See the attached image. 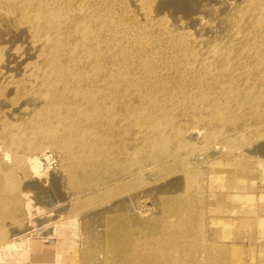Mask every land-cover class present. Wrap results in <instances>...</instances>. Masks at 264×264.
Returning <instances> with one entry per match:
<instances>
[{"label":"rangeland","instance_id":"obj_1","mask_svg":"<svg viewBox=\"0 0 264 264\" xmlns=\"http://www.w3.org/2000/svg\"><path fill=\"white\" fill-rule=\"evenodd\" d=\"M82 2L94 40L57 82L37 70L57 62L41 39L18 40L12 19L0 32V264H34L32 247L6 249L28 240L60 241L68 264H264V223L249 224L264 211V0Z\"/></svg>","mask_w":264,"mask_h":264},{"label":"bare ground","instance_id":"obj_2","mask_svg":"<svg viewBox=\"0 0 264 264\" xmlns=\"http://www.w3.org/2000/svg\"><path fill=\"white\" fill-rule=\"evenodd\" d=\"M83 0H0V32H1V29L6 27L8 28L7 30H10L12 29L11 28V19L12 20H15L14 24L16 26V38L18 40L22 39L23 35H28L29 38H32L34 43H38L37 42V38L41 39L43 41V46L39 49H41V55L42 57L43 56H47V57H51L52 59L55 58L57 60V62H55L56 64H54V66L52 67L50 65L49 66H45V67H48L47 71H44L41 69H38L40 72L49 75V78H51V82H57L59 80H61L62 78H64L63 76V68H67L64 67L66 62H70L71 59L74 58V55H77L76 58L78 57L79 54L81 53H84V51H86V47L84 46V44H89V42H91L90 40H94V34H92L93 32V29L95 28L96 24L93 25V22H96L94 20V18L89 14L83 12L84 11V8L86 7V3H83L82 2ZM11 8L13 11H11ZM76 11V12H75ZM80 12H83L84 14L80 15ZM76 13V14H75ZM11 15L13 18H11ZM42 19H43V22H42ZM23 25H25L26 27H24ZM3 30V29H2ZM7 30H5V33L7 32ZM4 31V30H3ZM27 32V34H26ZM92 34V35H91ZM12 33H9L8 36L11 37ZM26 37V36H25ZM7 38V36H6ZM15 39V38H14ZM16 39V40H17ZM0 40H3V39H0ZM264 40V39H263ZM14 41V40H13ZM11 42V41H10ZM22 43V41H21ZM105 43V42H103ZM24 46H25V43H23ZM29 44L31 46H33L32 42L29 41ZM28 44V45H29ZM40 44V43H39ZM87 44V45H88ZM259 44H264L262 41L259 42ZM17 45V44H16ZM15 45V46H16ZM26 45V46H28ZM35 45V44H34ZM106 45V44H105ZM255 46V49L257 47V43H254L253 44ZM1 46V45H0ZM4 46V45H3ZM84 46V47H83ZM5 47V46H4ZM18 47V46H17ZM90 47V46H89ZM141 47V46H140ZM2 48V47H1ZM19 48V47H18ZM24 48V47H23ZM73 48L75 49L73 51V53H69V51L73 50ZM4 48H2L3 50ZM8 49V48H6ZM11 49V48H10ZM31 49V48H30ZM35 49V48H33ZM17 50V53L19 52L18 49ZM32 50V49H31ZM89 50H91V48H89ZM93 50V49H92ZM1 51V50H0ZM13 51V50H12ZM11 51V52H12ZM15 51V50H14ZM35 51V50H34ZM83 51V52H82ZM96 51V50H95ZM94 51V52H95ZM5 52V51H4ZM67 53V56H66V53ZM144 52V51H143ZM2 53V52H1ZM14 53V52H13ZM93 53V52H92ZM120 53V52H119ZM126 53V52H125ZM5 54V53H4ZM16 54V53H15ZM24 54V53H23ZM65 54V55H64ZM73 54V55H72ZM87 55V54H86ZM85 55V56H86ZM23 56V55H22ZM95 57H93L94 59L96 58V54L94 55ZM13 57V56H11ZM37 57V56H36ZM67 57H71V58H67ZM99 57V56H98ZM127 57V56H126ZM80 58V57H79ZM91 58V56L89 57ZM128 58V57H127ZM4 59H5V56H4ZM3 59V60H4ZM22 59V57H21ZM40 59V58H39ZM2 60V57H1V61ZM38 60V59H36ZM46 60V59H45ZM49 60V59H48ZM47 60V61H48ZM79 60L82 61V59L80 58ZM129 60V59H128ZM45 61V62H47ZM87 61V60H85ZM4 62V61H3ZM30 62V60H29ZM28 62V63H29ZM41 62V61H40ZM53 62V61H52ZM80 62V61H79ZM94 62V61H93ZM92 62V63H93ZM129 62V61H128ZM10 63V61H9ZM73 63V61H72ZM71 63V64H72ZM81 63V62H80ZM91 63V62H90ZM126 63V62H125ZM134 63V62H133ZM132 63V64H133ZM12 64V63H10ZM27 64V63H26ZM31 64H32V61H31ZM34 64V63H33ZM32 64V65H33ZM44 64V62H43ZM47 64V63H46ZM70 64V63H69ZM70 64V65H71ZM78 64V62H77ZM130 64V63H129ZM2 65V64H1ZM30 65V66H32ZM37 65V63H36ZM49 65V64H47ZM69 65V66H70ZM73 65V64H72ZM76 64H74L73 66H75ZM92 65L93 67V64H90ZM13 66V65H12ZM39 66V65H37ZM62 66V68L60 67ZM81 66H84V70H80L78 73H76V75L72 76V77H77V80L78 83L81 82V79L83 78V76H81L80 74L86 76V75H89V72L91 74V71H89V65H87V63L83 62ZM134 66V64L132 65ZM7 66H5L6 68ZM35 67V65H34ZM44 67V68H45ZM77 67V66H76ZM91 67V66H90ZM91 67V68H92ZM136 67H139V66H136ZM141 67V66H140ZM1 69V68H0ZM25 69H28L25 68ZM69 69V68H68ZM66 69V71L68 70ZM74 69V68H73ZM24 70V69H23ZM36 69L33 70L34 72L37 71ZM77 70V68H76ZM1 71H3L1 69ZM32 71V70H31ZM30 71V72H31ZM65 71V72H66ZM70 72V70H68ZM82 71V72H81ZM11 72L13 73V69L11 68ZM38 72V73H40ZM37 72H35L34 74L38 75ZM63 73V74H62ZM80 73V74H79ZM15 74V73H13ZM62 74V75H61ZM69 74V73H68ZM72 74V73H71ZM79 74V75H78ZM100 74V73H99ZM1 75V74H0ZM23 75V74H22ZM32 75V74H31ZM34 75V76H36ZM41 75V74H40ZM102 75V74H101ZM99 75V76H101ZM45 76V77H46ZM92 76V75H91ZM23 77V76H22ZM21 77V78H22ZM25 77V75H24ZM90 77V76H88ZM19 78V77H18ZM35 78V77H34ZM39 78V77H37ZM37 78H36V81H37ZM43 78V76H42ZM41 78V79H42ZM68 78V77H67ZM71 78V77H70ZM91 78V77H90ZM103 78V77H102ZM16 79V78H15ZM40 79V80H41ZM75 79V78H74ZM88 79V78H86ZM92 79V78H91ZM8 80V79H7ZM23 80V78H22ZM28 79H26V82H27ZM44 80V79H43ZM106 80V79H105ZM3 81V80H2ZM9 81V80H8ZM71 81V80H70ZM73 81V80H72ZM103 81V80H102ZM18 82V81H17ZM35 82V81H34ZM42 82V80H41ZM50 82V83H51ZM69 82V81H68ZM67 82V83H68ZM85 82V81H83ZM90 82V80L88 81V83ZM13 83V82H12ZM31 83V82H30ZM29 83V84H30ZM40 83V81H39ZM45 83V82H44ZM46 83L48 84L49 81H46ZM61 83V82H60ZM77 83V82H76ZM78 83L76 85H78ZM87 83V81H86ZM97 83V81H96ZM101 83V82H100ZM110 83V82H109ZM6 84V83H5ZM14 84V83H13ZM32 84V83H31ZM30 84V85H31ZM95 83H93L92 85H94ZM0 85H2L0 83ZM22 85V84H21ZM28 85V83H27ZM61 85V84H60ZM66 85V84H65ZM103 85V84H102ZM110 85V84H109ZM13 86V85H12ZM16 86V85H14ZM25 86V84H24ZM44 86V85H43ZM49 86V84H48ZM70 86V85H69ZM79 86L81 87L82 84H79ZM88 86H90L88 84ZM95 86V85H94ZM100 86V85H99ZM1 87V86H0ZM21 87V86H20ZM46 88V86H44ZM50 87V86H49ZM62 87V85H61ZM75 87V86H74ZM77 87V86H76ZM103 87V86H102ZM106 87V86H105ZM9 88V86H8ZM7 88V89H8ZM22 88V87H21ZM48 88V87H47ZM46 88V89H47ZM87 88V87H86ZM29 89V88H28ZM27 89V90H28ZM60 89V88H59ZM78 89V88H77ZM80 90H82L81 88H79ZM89 89H93V88H89ZM95 89V87H94ZM102 89V88H101ZM22 90V89H20ZM19 90V91H20ZM26 90V91H27ZM70 90V89H69ZM76 90V89H74ZM73 90V91H74ZM84 90V89H83ZM103 90V89H102ZM2 91V90H1ZM63 91V90H62ZM67 91V90H66ZM97 91V89H96ZM99 91V90H98ZM101 91V90H100ZM21 92V91H20ZM19 92V93H20ZM25 92V91H24ZM23 92V93H24ZM93 90H92V93L90 94H93ZM105 92V91H104ZM4 93V91H3ZM11 93V92H10ZM15 93H16V90H15ZM22 93V94H23ZM28 93V92H26ZM32 93V92H31ZM34 93V92H33ZM86 93V92H84ZM82 93V94H84ZM95 93V92H94ZM36 94V93H35ZM35 94L34 97H35ZM45 94V93H44ZM81 94V93H80ZM89 94V95H90ZM97 95L98 92L96 93ZM101 94V93H100ZM32 95V94H31ZM57 95V94H56ZM88 95V94H87ZM94 95V94H93ZM37 96V95H36ZM75 96H77L75 94ZM83 96V95H82ZM33 97V98H34ZM44 97V95H43ZM42 97V98H43ZM47 97V96H46ZM50 98L52 97V95L49 96ZM77 97H81V96H77ZM76 97V98H77ZM90 97V96H89ZM2 98V97H1ZM38 98V97H37ZM40 98V97H39ZM64 98L68 99L70 102H68V106L70 108L72 107H75L73 106L74 102H71L72 98H68L67 96H65ZM84 98V97H83ZM91 98V97H90ZM103 98V97H102ZM11 99V98H10ZM44 99V98H43ZM95 99V98H94ZM101 99V98H100ZM99 99V100H100ZM3 100V99H2ZM89 100V99H88ZM63 101V100H62ZM96 101V100H95ZM93 102V101H92ZM101 102V101H100ZM54 103L53 101H51L50 99H46L45 98V101H44V108L47 106L48 107H51V106H54ZM64 103V102H63ZM99 103V101H98ZM78 104V103H77ZM76 104V105H77ZM88 105H90L88 103ZM18 106V105H17ZM41 107V106H40ZM83 108V107H82ZM75 109V108H74ZM29 110V109H28ZM42 110V108H41ZM75 112V111H74ZM62 113L61 110L56 112L55 114H53L50 117H44L42 115H38L37 118H35V122L33 123L34 125V128H35V131L36 130H39L41 133L42 132H50L52 131V129L54 128V123H58L59 124V120H61V117H62ZM74 115V114H73ZM47 116V115H46ZM71 117V116H70ZM69 118V117H68ZM8 124V123H7ZM35 125H38V127ZM59 126V125H58ZM8 127V125H7ZM38 128V129H37ZM57 129V128H56ZM33 131V130H31ZM5 133V132H4ZM9 133V132H8ZM11 133V132H10ZM9 133V134H10ZM33 133V132H32ZM25 134V133H24ZM23 134V135H24ZM47 134V133H45ZM1 135V134H0ZM50 135V134H49ZM7 136V135H6ZM10 136V135H8ZM43 136H45L43 134ZM57 136V135H56ZM30 137V136H29ZM38 137V135H37ZM54 137V136H53ZM28 138V137H27ZM40 139V138H38ZM56 139V137H55ZM54 139V140H55ZM59 139V137H58ZM57 139V141H58ZM62 139V138H61ZM1 140V139H0ZM4 140V139H3ZM6 140V138H5ZM31 140V139H30ZM41 140V139H40ZM50 140V139H49ZM52 140V139H51ZM53 140V142H54ZM8 141V140H7ZM10 141V140H9ZM8 141V142H9ZM43 141V140H42ZM61 140H59L60 142ZM4 142V141H3ZM30 142V141H29ZM36 142V140H35ZM44 142V141H43ZM48 142V141H47ZM51 142V141H50ZM52 142V143H53ZM6 143V141H5ZM23 143V142H22ZM24 143H26V141H24ZM32 144V142H30ZM33 143H34V140H33ZM40 143V142H39ZM42 143V142H41ZM58 143V142H57ZM37 144V143H35ZM48 144V143H47ZM50 144V143H49ZM33 145V144H32ZM40 145V144H39ZM36 146V145H35ZM34 146V147H35ZM53 147V145H50ZM37 147V146H36ZM33 148V147H32ZM31 148V150H32ZM57 148V147H56ZM62 148V147H61ZM37 149V148H36ZM34 149V150H36ZM40 149V148H39ZM38 150V149H37ZM58 150V149H57ZM64 151V150H63ZM2 154V153H1ZM4 155L6 156V152L4 153ZM7 158V157H6ZM5 159V158H4ZM36 158H31V159H28L29 161L31 162H36L35 160ZM37 167V165H35ZM1 185V184H0ZM25 198H26V206H28L27 208H29L27 211L29 213V211L31 212V215L33 213V209L32 207L33 206H36L35 203H33V200L31 199V197L29 196L30 194V191L28 190H24L23 193H22ZM40 205V203H39ZM38 203H37V206H39ZM30 214V213H29ZM65 224V223H63ZM20 246V243L15 245L12 249H9L8 247H6V249H8L7 252H9V255L11 256V258H17L18 255H16V250L14 248L16 247H19ZM11 247V245H10ZM132 251H130L131 253ZM133 255V253H132ZM132 255L130 257H132ZM142 260V258L140 257H134L133 258V262L132 264H139L140 261ZM147 264H149V261H147Z\"/></svg>","mask_w":264,"mask_h":264},{"label":"crops","instance_id":"obj_3","mask_svg":"<svg viewBox=\"0 0 264 264\" xmlns=\"http://www.w3.org/2000/svg\"><path fill=\"white\" fill-rule=\"evenodd\" d=\"M240 196H243V195H234L232 194H229V198L226 199L225 198V204L223 205V209L226 210V211H229L230 212V209L233 208V206H240L241 204V198H239ZM231 200V202H230ZM228 201L230 203H228ZM251 216V221H250V225L251 226H255V227H261V225L264 223V211L263 210H260L259 213H254L253 211L251 212V214L249 215ZM223 222L224 221H227L226 223H230V226L232 225V221H229L228 219L226 218H223L222 219ZM262 222V224H261ZM229 225V224H228ZM238 225L235 224V229H237L236 233L238 235H241V230H239L238 228ZM228 234H229V231H228ZM228 234H226L228 236ZM225 235V236H226ZM39 241H35L33 240L32 242L28 240V244L25 245V246H19V247H16L14 248L16 250V255L17 258H11V256L9 255V258H11V262L12 261H19V260H28V255H27V250H28V246L29 247H32V251H33V254L35 252L36 253V258H35V261H34V264H42L43 262H47L49 264H65V260L66 261H69L68 258H66V254L64 255L63 251L61 252L60 251V248H57L58 246H60L61 242H56V244H54V246H49V247H40L39 246ZM64 243V242H63ZM64 244H67V245H70V243L66 242ZM67 245H65V247H67ZM63 246V245H62ZM69 246V247H70ZM72 247L74 248L73 244H72ZM9 254V252H8ZM28 264V263H26ZM68 264V263H66Z\"/></svg>","mask_w":264,"mask_h":264}]
</instances>
